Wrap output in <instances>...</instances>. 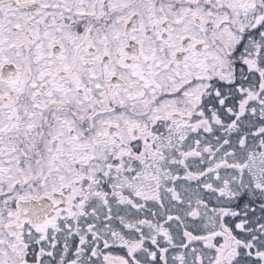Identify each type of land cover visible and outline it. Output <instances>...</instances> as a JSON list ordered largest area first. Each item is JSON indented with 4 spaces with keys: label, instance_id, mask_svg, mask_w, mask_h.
I'll list each match as a JSON object with an SVG mask.
<instances>
[{
    "label": "snow or ice",
    "instance_id": "1",
    "mask_svg": "<svg viewBox=\"0 0 264 264\" xmlns=\"http://www.w3.org/2000/svg\"><path fill=\"white\" fill-rule=\"evenodd\" d=\"M0 264H264V0H0Z\"/></svg>",
    "mask_w": 264,
    "mask_h": 264
}]
</instances>
